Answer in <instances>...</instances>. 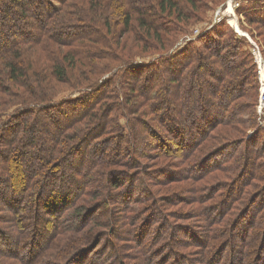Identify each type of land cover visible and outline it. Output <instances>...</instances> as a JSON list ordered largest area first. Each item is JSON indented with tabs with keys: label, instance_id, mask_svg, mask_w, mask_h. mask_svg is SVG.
Returning <instances> with one entry per match:
<instances>
[{
	"label": "trees",
	"instance_id": "obj_1",
	"mask_svg": "<svg viewBox=\"0 0 264 264\" xmlns=\"http://www.w3.org/2000/svg\"><path fill=\"white\" fill-rule=\"evenodd\" d=\"M208 1L0 0V28L6 26L4 34H0V159L7 165L0 163V173L7 177L2 179L0 175V207L13 205L9 209L14 217V231L4 233L0 239L7 253L10 248L17 252L23 249L25 242L34 238L33 233L23 232L27 224L44 220L35 209L41 203L60 205L59 230L66 235L56 242L55 253L47 254L45 259L34 255L29 259L32 263L28 260L24 263L25 259L20 258V264H79L86 256L83 248L96 236L97 228L114 226L112 213L106 217V224L105 219L102 224H95L94 220L96 212L111 205L127 208L132 214L123 223L137 220L140 206H129L126 199L130 196V202L139 201L149 192L140 180L125 182L126 190L122 192L124 186L118 185L120 174H117L121 171L117 167L122 165L125 173L127 168L134 172L144 166L135 156L145 154L140 146L146 143L137 124L144 123L139 118L140 112H144L145 118L153 113L146 115L145 108L139 110L134 106L136 92L142 98L154 100L153 111L159 107L157 101H164V107L176 111L177 106L166 100L168 93L176 103L179 100L181 105L188 106L189 92L201 93V88L194 84L196 75L206 70L220 81L222 94L216 101L222 105L228 107L230 97H235L237 102L241 96H248L245 102H234L232 112H224L230 119L236 121L235 117L242 116V106L248 108V115L256 113L259 96L256 65L252 64L250 53L244 51V47H249L248 42L238 38L234 31L225 28L203 34L199 41L205 52L197 42H187L179 52L167 53L178 41V33L194 18L195 10L208 7ZM254 16L263 19L264 11L248 12L250 24L258 23ZM121 24L117 34L115 31ZM125 35L131 36L130 41ZM129 42L134 47L142 45L143 52L152 46L162 53L156 52L158 56L137 65H128L129 59L123 58L124 53L120 54L119 49L125 50ZM168 42L172 44L165 49ZM214 57L224 71L214 70L215 63L210 61ZM110 62L113 64L106 65ZM129 73L132 77L138 74L145 81L128 84L125 77ZM52 80L67 85L70 91L82 92L75 97L68 94L59 98ZM180 81L182 93H179L181 87L178 90ZM162 83L166 85L161 86ZM200 93L197 107L203 109L195 114L203 115L204 99ZM191 102L190 108H194V101ZM84 119L88 122H82ZM200 119H193L192 123ZM105 135L115 136L106 140ZM89 140L95 142L87 151L88 158L82 159L78 150L88 146ZM122 149L127 152L121 155ZM6 179L11 184L24 180L23 199L29 201L26 206L18 205L22 204V197L8 191ZM109 185L114 192H110ZM133 187L137 190L135 195L130 194ZM4 223L8 221L0 220L1 226ZM169 228L175 226L170 224ZM156 236L166 240L161 232ZM81 254L83 257L78 258ZM1 257L0 264H13L10 261L14 254ZM118 257H110L111 264H126ZM240 262L231 260L230 264ZM90 263L107 264L102 260ZM241 264H246V260Z\"/></svg>",
	"mask_w": 264,
	"mask_h": 264
},
{
	"label": "rangeland",
	"instance_id": "obj_2",
	"mask_svg": "<svg viewBox=\"0 0 264 264\" xmlns=\"http://www.w3.org/2000/svg\"><path fill=\"white\" fill-rule=\"evenodd\" d=\"M250 11L262 13L264 0L208 1V7L195 10L194 18L190 19L183 32L178 33V41L167 53L179 52L187 42H197V46L201 45V50L205 52L202 42L199 41L203 34H212L216 29L225 28L234 31L238 38L248 42L249 47H244V51L250 53V60L256 65L259 82L256 113L248 115V108L242 106V116L235 117L236 121L230 119L224 112L234 109L235 97H230L228 107L216 101L222 94L220 81L206 70L198 73L201 77L196 75L194 84L198 89L201 88V93L190 91L189 100L186 102L188 106L181 105L179 100L176 103L168 93L166 100L171 102L173 107L177 106L174 107L176 111L164 107V101L155 102L159 107L153 111L151 106L154 100L142 98L141 93L136 92L135 95H138L133 101L134 106L139 110L145 108L146 115L153 113L145 118L142 116L144 112H140L139 118H142L144 123L137 124L140 133L145 136L146 143L140 146L145 154L135 156L144 166L134 172L127 168V173L126 168H121L124 165L117 167V170H121L117 173L120 174L118 185L124 186L122 192H125L127 182L140 180L144 182L149 193L143 194L139 201L130 202L131 197H127L129 206L137 204L141 208V212L135 217L137 220L131 221L130 224L123 223L132 216L127 208L118 209L111 205L110 210L107 208L94 214L95 224L104 223V219L106 224V217L112 213L111 225L114 226L97 228L96 236L92 240L89 239L83 248L86 256L79 264H91L90 261L93 263L96 260L111 264L110 257L118 255L126 264H230L231 260L242 262L244 259L246 264H264V112L258 110L262 83L264 85V18L261 16L258 19L254 16L258 23L250 24L247 18ZM234 16L238 20L237 28L230 24V19ZM120 26L122 24L115 31L117 34ZM5 28L6 26L0 28V34H4ZM120 34H123L121 30ZM127 35L126 40L130 41L131 36ZM168 43L165 49L172 44ZM145 49L143 52L142 45L134 47L129 42L125 50L119 51L120 54L124 53L123 58L129 59L128 65H137L162 53V50L152 46ZM38 52L45 57L43 52ZM210 61H214L215 64L212 65L215 66V71H224V67L216 62L215 57ZM112 64L110 62L106 65ZM125 79L128 84H132L134 80H138L139 84L145 81L144 77H139L138 74L132 77L130 73ZM52 82L59 98L68 94L75 97L82 92L70 91L67 85L57 84L54 80ZM181 84L178 83V90L181 87L179 93L183 91ZM165 85L166 83L161 84ZM140 91L143 92V88H140ZM199 93L204 99L203 115L195 114L203 109V106L197 107ZM236 100V103L245 102L248 96L243 95ZM191 101H194V108H190ZM218 110L222 111L221 114L215 112ZM198 117L201 119L193 124V119ZM173 131L176 134H173ZM113 136L105 135L103 138L111 140ZM93 142L95 141L89 140L88 146L80 147L79 157L88 158L87 151ZM101 145L102 143L100 147ZM95 147H98L97 144ZM126 152L122 149L119 154ZM216 152L217 155L213 156ZM220 157L222 158L219 159ZM0 163L7 167L1 159ZM220 163L222 165H218ZM85 168L87 169V165ZM0 175L2 179L7 178L4 172ZM23 181L16 180L11 184V180H7L8 191L22 197V204H18L21 207L29 202L28 199L25 200L26 197L23 199L26 196ZM108 188L110 192H114L110 185ZM134 189L135 187L130 190V194L135 195L137 190ZM211 190H214L212 195ZM201 198H204V201H199ZM41 204L35 209L44 218L42 223L30 221L23 230L30 235L33 233L32 241L30 239L25 242V249L17 252L15 248H10L11 251L7 253L0 239L1 260L3 254H14V259L10 262L20 264V258L25 259L26 263L27 260H32L34 255L45 259L47 254L56 252V242L66 236L59 230L61 223L58 214L62 210L59 209L60 205ZM10 207L13 205L0 207V220L8 221L0 225V238L4 233L14 231V217L12 218ZM170 224L175 228L170 229ZM215 225L218 227L215 228ZM160 232L166 240L157 238L156 234ZM82 254L78 258L83 257ZM31 260L28 263H32Z\"/></svg>",
	"mask_w": 264,
	"mask_h": 264
},
{
	"label": "built area",
	"instance_id": "obj_3",
	"mask_svg": "<svg viewBox=\"0 0 264 264\" xmlns=\"http://www.w3.org/2000/svg\"><path fill=\"white\" fill-rule=\"evenodd\" d=\"M258 110L260 112H264V85H263V83H262L261 97H260V101H259V105H258Z\"/></svg>",
	"mask_w": 264,
	"mask_h": 264
},
{
	"label": "bare ground",
	"instance_id": "obj_4",
	"mask_svg": "<svg viewBox=\"0 0 264 264\" xmlns=\"http://www.w3.org/2000/svg\"><path fill=\"white\" fill-rule=\"evenodd\" d=\"M230 23L237 28V24H238V20L236 18V16H234L233 18L230 19Z\"/></svg>",
	"mask_w": 264,
	"mask_h": 264
}]
</instances>
